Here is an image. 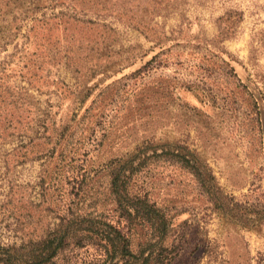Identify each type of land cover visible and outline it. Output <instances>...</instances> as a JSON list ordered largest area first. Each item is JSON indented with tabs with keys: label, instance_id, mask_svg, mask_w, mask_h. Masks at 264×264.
I'll use <instances>...</instances> for the list:
<instances>
[{
	"label": "rangeland",
	"instance_id": "obj_1",
	"mask_svg": "<svg viewBox=\"0 0 264 264\" xmlns=\"http://www.w3.org/2000/svg\"><path fill=\"white\" fill-rule=\"evenodd\" d=\"M61 136L79 178L48 199L55 162L40 154ZM132 153L135 185L169 220L154 256L264 264V0H0V245L67 208L121 218L93 192ZM183 155L214 174L211 188Z\"/></svg>",
	"mask_w": 264,
	"mask_h": 264
},
{
	"label": "trees",
	"instance_id": "obj_2",
	"mask_svg": "<svg viewBox=\"0 0 264 264\" xmlns=\"http://www.w3.org/2000/svg\"><path fill=\"white\" fill-rule=\"evenodd\" d=\"M38 6H29L28 10L20 12L19 18L14 16L12 21L26 18L28 13L36 14ZM51 19L45 18L43 21ZM16 29L19 30V27L16 26ZM228 31L226 29L225 33ZM65 138L61 136L51 150L40 154L54 157L55 162L51 170L46 169L41 180L48 199H53L56 192L64 189L62 176L66 174V178L71 177L72 181L79 178L73 173L67 174L70 170L66 167L71 164L73 157L69 155L70 142ZM56 153L58 155L55 157ZM138 158V154L132 153L111 159V163L116 161L125 165L110 168L107 185L99 186L93 192L96 197L104 194L105 200L111 199L119 204L123 208L121 218L113 220L95 212L81 214L67 208L64 214L59 212L56 216L59 222L55 227L47 224L34 229L20 244L0 245V264H168L170 258L153 255L152 243L154 231L160 227L165 230L169 220L165 214L159 213L157 202L135 185L134 175L139 173L143 163L142 159L136 162ZM183 158L180 160L182 164L190 169L202 186L211 188L206 176L215 179L214 174L203 171L194 156L186 158L183 155ZM60 207L62 205L53 210L59 211ZM148 227L152 233L145 243L136 246L135 237ZM84 248L96 250L93 260L76 259Z\"/></svg>",
	"mask_w": 264,
	"mask_h": 264
}]
</instances>
